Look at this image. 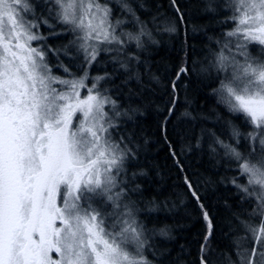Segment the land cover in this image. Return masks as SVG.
Listing matches in <instances>:
<instances>
[{
	"label": "snow or ice",
	"instance_id": "6c2138e0",
	"mask_svg": "<svg viewBox=\"0 0 264 264\" xmlns=\"http://www.w3.org/2000/svg\"><path fill=\"white\" fill-rule=\"evenodd\" d=\"M117 2L143 24L131 4ZM169 2L180 11L178 0ZM228 6L236 26L225 35L236 43L229 39L216 54L217 78H224L214 92L230 113L253 126L246 136L253 142L250 155L257 141L264 153V59L248 51L250 44L264 48V0H229ZM125 23L113 21L109 0H0V264H151L143 255L145 227L136 219L134 203L124 202L126 185L119 179L130 153L112 138L120 112L104 94L107 89L98 87L106 77L89 75L101 52L112 50L104 45H116L117 52L133 41L141 46L143 27L139 34H118ZM58 26L75 36L69 45L83 57L79 75L58 65L70 79L53 75L47 61L49 54L59 59L60 49L43 43L64 34ZM42 27L49 36L40 33ZM63 54L68 57L67 46ZM188 71L181 66L176 72L174 93ZM241 135L232 126V136ZM217 143L226 156L243 161L240 171L249 184L261 186L258 209L264 213V156L253 164L231 144L219 138ZM184 179L199 201L191 180ZM199 207L208 223L206 243L212 221ZM248 230L253 239L242 264H264V222ZM205 251L202 245L199 264H210Z\"/></svg>",
	"mask_w": 264,
	"mask_h": 264
},
{
	"label": "trees",
	"instance_id": "16d2710c",
	"mask_svg": "<svg viewBox=\"0 0 264 264\" xmlns=\"http://www.w3.org/2000/svg\"><path fill=\"white\" fill-rule=\"evenodd\" d=\"M126 2L143 24L134 22L117 0H109L113 21H126L119 31L139 34L143 27L141 46L133 41L119 52L116 45L104 46L112 50L101 52L89 75L106 77L98 87L102 92L107 89L104 94L116 101L120 112L114 117L112 138L130 153L119 179L126 185L124 202L134 203L136 219L145 227V256L151 264H199L203 245L204 259L210 264H242V254L253 239L248 227L259 225L264 213L258 209V195L248 185L253 195L238 187L248 183L240 171L241 161L226 156L217 143L219 138L236 147L246 140L253 148L246 138L253 126L245 123L243 115L230 113L214 92L223 79L222 74L217 78L216 54L229 39L236 40L225 35L235 27L228 19L233 15L229 0H178L179 12L169 0ZM173 26L174 32L166 30ZM39 31L49 36L46 27ZM56 31L64 34L44 41L60 49L59 59L48 55L53 74L72 78L59 64L82 74V54L78 56L69 45L73 34L59 26ZM248 51L264 58V48L258 44H250ZM181 66L189 71L177 81L174 93L171 82ZM106 111L112 115L110 106ZM232 126L239 129L240 137L232 136ZM185 176L199 201L186 187ZM200 204L212 221L206 243L209 229Z\"/></svg>",
	"mask_w": 264,
	"mask_h": 264
},
{
	"label": "rangeland",
	"instance_id": "374dc122",
	"mask_svg": "<svg viewBox=\"0 0 264 264\" xmlns=\"http://www.w3.org/2000/svg\"><path fill=\"white\" fill-rule=\"evenodd\" d=\"M109 7H110V5H109ZM121 20H123V19H121ZM236 26V25H235ZM118 34H119V30H118ZM74 36V35H73ZM75 39V36L72 38V40H74ZM43 43H45V44H47L46 42H43ZM236 43V40L235 41H233L232 42V44L234 45ZM33 47H39V46H41V44L40 43H38V42H33V45H32ZM104 46H106V45H104ZM109 46H111V45H109ZM74 47V46H73ZM75 48V47H74ZM76 49V48H75ZM252 55V54H251ZM253 57H255L254 55H252ZM257 58V57H256ZM258 59H264V58H258ZM47 61H48V63H49V58H48V56H47ZM52 72H53V70H52ZM53 75H56L55 73L53 74ZM223 75V74H222ZM56 76H59V75H56ZM60 77H62V78H68V77H66V76H61L60 75ZM224 78V77H223ZM68 79H70V78H68ZM91 86V82H89V87ZM82 96L83 95H86L87 93L86 92H83L82 91ZM251 127V126H250ZM238 144L236 145V149H237V151H239L243 156H244V158L246 159V160H248V161H250L251 163H253V164H257L258 163V161H259V159H260V157L261 156H264V153H262L261 151H260V145H259V143H258V141L256 142V145H255V147H257V149H255V152H254V154H252V155H250V153H252L253 152V148L252 147H250L249 145H248V143L246 142V140L245 141H238L237 142ZM228 144V143H227ZM248 150V151H247ZM246 151H247V153H246ZM241 163H243V161H241ZM245 176H246V178H247V181H248V183L244 186V187H246L247 185L253 190V192L256 194V195H259V193H260V191H261V186L260 185H256V184H249V176L247 175V174H244ZM262 222H264V220H262L261 221V223ZM261 223L259 224V225H257V226H255V228H259V226L261 225ZM144 249H146V247H144ZM143 249V255L145 256V253H144V250ZM130 251L132 250V249H129ZM146 257V256H145ZM147 258V257H146Z\"/></svg>",
	"mask_w": 264,
	"mask_h": 264
}]
</instances>
